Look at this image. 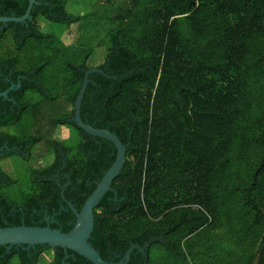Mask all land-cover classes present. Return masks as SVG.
<instances>
[{"label": "trees", "instance_id": "1", "mask_svg": "<svg viewBox=\"0 0 264 264\" xmlns=\"http://www.w3.org/2000/svg\"><path fill=\"white\" fill-rule=\"evenodd\" d=\"M35 1L41 4L32 6V20L0 23V92L20 82L11 100L0 97V159L28 160L44 140L53 160L27 170L20 202L5 193L17 179L0 165V228L45 226L31 222L33 210L44 207L56 223L50 227L66 232L75 216L66 202L60 209L61 188L51 175L68 176L64 199L80 210L116 149L106 140L113 154L97 153L94 144L104 139L70 121L91 48L62 46L37 24L38 16L67 25L82 16L69 14L65 0ZM27 6L0 0V16L20 17ZM114 21L97 67L116 78L89 75L80 116L115 133L127 152L94 211L89 242L112 261L130 244L146 245L128 264H149L157 245L182 259L185 248L197 264H205L203 253L219 264H264V0H132ZM7 37L12 46L3 47ZM26 121L19 133L5 129ZM56 124L75 131L74 144L46 138ZM18 204L22 223L8 215ZM209 227L208 245L190 247ZM38 249L32 264L49 248ZM53 251L49 264H63L64 250ZM67 254L75 259L64 262L92 264Z\"/></svg>", "mask_w": 264, "mask_h": 264}, {"label": "rangeland", "instance_id": "2", "mask_svg": "<svg viewBox=\"0 0 264 264\" xmlns=\"http://www.w3.org/2000/svg\"><path fill=\"white\" fill-rule=\"evenodd\" d=\"M65 9L69 14L79 15L82 18L79 22L72 25H67L64 22H51L43 16L37 17V24L39 30L53 35L62 46L73 47L78 45L81 49L91 48V54L87 61L91 67H96L101 64L106 54L108 53V43L106 35L111 29L118 26L114 21L115 18L121 16L132 9V0H65ZM74 43V44H73ZM3 47L12 46L11 41L7 37L2 43ZM39 98V96H36ZM23 123V122H22ZM16 124L5 128L6 131L19 133L28 127L27 124ZM26 127V129H27ZM46 138H54L64 146H70L75 143V131L67 124H56L54 128H49ZM44 141V140H43ZM37 144L30 154L28 160H24L19 155H13L0 159L2 169L17 179V183L9 189H5V193L9 195L14 201L20 202L22 195L28 191L29 168H41L49 165L53 160V155L47 153V144L45 142ZM223 231L224 229L221 228ZM210 227L206 229L201 236L196 240L194 238L190 247L194 249L205 248L208 245V236L203 235L210 233ZM220 234V232H219ZM224 236V235H223ZM40 256L38 264H49L52 261L53 248L48 247ZM185 252V259L174 256L167 248L157 245L153 247L150 254L149 264H197L198 259L194 258L189 252L183 248ZM219 261L223 263L226 259L223 255H219ZM200 262L219 264L213 257H208L203 253ZM17 258H11L7 264H17Z\"/></svg>", "mask_w": 264, "mask_h": 264}, {"label": "water", "instance_id": "3", "mask_svg": "<svg viewBox=\"0 0 264 264\" xmlns=\"http://www.w3.org/2000/svg\"><path fill=\"white\" fill-rule=\"evenodd\" d=\"M34 4L40 5L41 3L36 2L35 0H28V6L22 16H0V23H23L27 22L28 20H32L30 11ZM93 73L101 74L107 78H116V76H109L103 69L99 67L88 68L84 73L81 86L74 100V112L70 121L75 123L87 134L109 141L116 149L114 161L104 172L101 179L96 183L95 188L86 198L80 210H77L70 202H67L68 207L75 216L73 225L68 231L62 232L60 229L51 228L50 226L19 225L0 228V246H6L7 249H10V247L14 245H43L50 248L60 247L64 250V252L70 250L73 253L84 257L92 264H128L130 256L134 250H137L143 255L146 254V245L140 246L138 244H130L124 254H119L116 256L118 258L117 261L105 260L101 257L99 251L89 242L94 226V211L100 204V201L106 192L112 189L111 184L113 180L120 174L127 152V146L119 140L115 133L106 128H95L87 122H84L80 116L81 100L89 82L88 77ZM19 86L20 82L15 85L12 84L8 89L0 92V97L11 100L8 98V92L18 88ZM61 208L63 209L64 207L61 206ZM64 257L67 258L68 254L64 255ZM64 264L68 263L65 262Z\"/></svg>", "mask_w": 264, "mask_h": 264}, {"label": "flooded vegetation", "instance_id": "4", "mask_svg": "<svg viewBox=\"0 0 264 264\" xmlns=\"http://www.w3.org/2000/svg\"><path fill=\"white\" fill-rule=\"evenodd\" d=\"M106 144L107 143H106V140L105 139H104V141L96 142L94 144V147L96 149V152L99 153V152H101L103 150L104 151L103 153H104L105 156L112 155L113 154V151L112 150H114V149H111ZM4 147H5V144L3 145V147H1V149H3ZM93 153L94 152L89 151V154L90 155L93 154ZM51 176L55 179L58 187L61 188V199H60V202L59 203H60V209H62L61 206H63V205L61 203L66 202V204H67V200L64 199L63 191L68 186H70L71 182L68 179V176L66 174L60 175L59 174V170H58L57 173L52 174ZM61 178L67 179L64 184L63 183L62 184H59ZM8 215L11 216V217H17L18 216L19 220L22 223L24 221V209H23L22 204H18V207L17 208L16 207L15 208H12L10 210V212L8 213ZM36 215L39 216L40 219L34 220L33 218ZM31 217H33V218H31V222L32 223L45 222L46 223L45 226H51L53 224H56L55 221H54V219H53V216L48 215L47 214V210L44 207H41L40 208V211H38V212H36L35 210H33L32 214H31ZM2 218H3V216H2ZM21 225H24V224H21ZM41 246H42L43 249L47 247V246H43V245H41ZM37 251H39L38 245H32V246H26V245L19 246V245H14V246L10 247V249H7L6 246H0V264H7L8 261L11 258H13V257H16L17 258V261H18L17 264H32L31 261L33 260V256L35 255V253H37ZM23 252H25V254L27 256L26 258L21 255V254H23ZM64 254L66 255L67 252H64ZM116 256L117 255H115V257ZM71 257H73L72 254H68V257L67 258H65L63 256V264L65 263L64 260L69 259ZM110 258L113 259L114 256H112ZM66 263L70 264L69 262H66Z\"/></svg>", "mask_w": 264, "mask_h": 264}, {"label": "crops", "instance_id": "5", "mask_svg": "<svg viewBox=\"0 0 264 264\" xmlns=\"http://www.w3.org/2000/svg\"><path fill=\"white\" fill-rule=\"evenodd\" d=\"M89 66H91L90 64H88ZM97 67V66H96Z\"/></svg>", "mask_w": 264, "mask_h": 264}]
</instances>
